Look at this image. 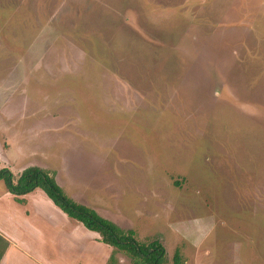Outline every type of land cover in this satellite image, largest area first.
<instances>
[{
    "label": "rangeland",
    "instance_id": "rangeland-1",
    "mask_svg": "<svg viewBox=\"0 0 264 264\" xmlns=\"http://www.w3.org/2000/svg\"><path fill=\"white\" fill-rule=\"evenodd\" d=\"M3 140L162 264H264V0H0ZM54 211L14 263L131 264Z\"/></svg>",
    "mask_w": 264,
    "mask_h": 264
},
{
    "label": "trees",
    "instance_id": "trees-1",
    "mask_svg": "<svg viewBox=\"0 0 264 264\" xmlns=\"http://www.w3.org/2000/svg\"><path fill=\"white\" fill-rule=\"evenodd\" d=\"M0 179L14 195H23L37 187L41 188L65 214L81 222L87 229L98 232L102 242L129 256L131 264H162L164 248L160 242L153 240L141 243L135 238L133 229H123L99 215L93 208L74 201L65 194L54 174L48 170L28 166L13 181L12 173L7 168H1ZM174 258L177 260L178 256L175 254Z\"/></svg>",
    "mask_w": 264,
    "mask_h": 264
},
{
    "label": "crops",
    "instance_id": "crops-1",
    "mask_svg": "<svg viewBox=\"0 0 264 264\" xmlns=\"http://www.w3.org/2000/svg\"><path fill=\"white\" fill-rule=\"evenodd\" d=\"M12 151L10 143L7 141L0 144V169L7 168L13 175V181H15L22 170L28 166L35 165L45 170L48 169L47 165L27 160L22 162L17 168L18 170H16L14 164L17 159H12ZM5 154L7 155L6 158L3 156ZM1 180L2 179H0V264H17V260L14 263V259L17 258L18 253H21L22 256L26 257L28 252L20 245V242L24 239L20 237L24 234V232L25 234L27 232L25 229L27 222H25V220L28 218L27 215H29L30 209L32 208L39 214H41L40 212H43L48 215L51 210L58 212L59 208L57 210L52 205L53 202L43 190L41 192L38 188H36L26 194L16 196L6 188L3 180L2 182ZM38 192L39 194H37ZM17 198L21 199V201H18ZM21 211H24L26 214V216L23 217L24 229H20L22 219L20 220L19 216ZM34 227L32 228L33 230H35ZM29 228L28 233L30 234L31 232ZM28 238L34 240V236H28ZM37 260L38 259L33 257V261ZM116 264H124V257L118 255Z\"/></svg>",
    "mask_w": 264,
    "mask_h": 264
}]
</instances>
